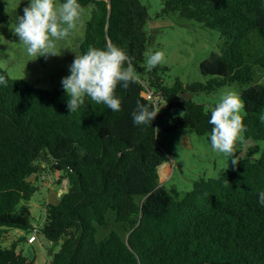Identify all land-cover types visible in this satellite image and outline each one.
I'll return each mask as SVG.
<instances>
[{"label": "trees", "instance_id": "1", "mask_svg": "<svg viewBox=\"0 0 264 264\" xmlns=\"http://www.w3.org/2000/svg\"><path fill=\"white\" fill-rule=\"evenodd\" d=\"M78 3L93 6L82 54L89 46L116 44L132 57L140 82L117 86L119 112L86 97L69 113L66 91L31 87L0 68L6 79L0 84V229L34 230L28 203L38 188L31 177L49 162L68 180V192L46 205L39 230L60 244L49 264H264V206L259 203L264 149L254 158L264 142L259 119L264 85L254 84L256 69L264 71V0H162L158 16L178 14L222 39L220 53L200 65L208 80L187 87L179 79L166 85L167 67H146L150 15L139 0ZM236 83L246 86L240 94L244 140L253 139L256 146L235 166V157H229L217 178L195 183L190 192H167L158 175L159 169L160 176L170 169L161 166L170 159L160 141V122L169 116L166 131L189 129L210 137L211 112L188 94L214 93ZM137 101L150 109L162 102L165 107L152 125L137 126L131 118ZM111 214L128 227L127 238L116 230L100 237ZM2 243L0 237V264H41L16 243Z\"/></svg>", "mask_w": 264, "mask_h": 264}, {"label": "rangeland", "instance_id": "2", "mask_svg": "<svg viewBox=\"0 0 264 264\" xmlns=\"http://www.w3.org/2000/svg\"><path fill=\"white\" fill-rule=\"evenodd\" d=\"M148 10L150 21L146 26L151 42L148 52L163 51L165 59L160 64L167 67L163 79L168 86H172L179 79L184 87L194 83H205L208 78L200 72L201 63L209 58L212 53H220L222 39L219 32L203 28L200 24L180 17L178 14L158 16L162 10V0H139ZM60 2V0H58ZM29 0H0V68L12 79L23 80L31 87L47 91H65L62 79L70 75V65L75 54H82V46L85 39V28L93 12V6H84L82 15L77 21V27L70 35L57 41L56 51L60 55H48L42 57L29 56L26 48L19 42V37L14 34L16 17L23 15V9ZM61 3V2H60ZM254 84L264 85V71L256 69ZM246 88L242 84L225 86L214 93L188 94L197 104H202L206 111L211 110L219 102L225 92H235L239 95ZM149 98L148 93L142 94ZM244 114V109L241 115ZM169 116L160 122V141L165 153L170 157L171 173L165 181L160 182L167 192L172 190L181 193L190 192L195 183L201 180L217 178L227 169L229 157L213 151L209 136H199L189 129L166 131ZM246 144L242 134V140L236 145V156L240 157ZM259 153L254 158H259L264 149V142L258 143ZM39 176L33 179L38 191L28 203L33 219L34 227H42L45 222V207L48 204L57 203L58 198L54 191L61 190L63 185L62 174L54 172L49 162L41 165ZM170 172V169L164 173ZM45 178V179H44ZM54 186L51 188L48 184ZM52 190V191H51ZM55 193V192H54ZM118 231L124 239L127 238L129 229L122 223H117L113 214L109 217L107 228H100V237L108 235L111 231ZM32 232L20 229H0V237L4 247L17 244V249L26 257L33 258L41 255L42 263L46 264L52 259L60 244L50 242L42 232L37 235V241L29 244L27 239ZM39 251L42 254L38 253Z\"/></svg>", "mask_w": 264, "mask_h": 264}, {"label": "clouds", "instance_id": "3", "mask_svg": "<svg viewBox=\"0 0 264 264\" xmlns=\"http://www.w3.org/2000/svg\"><path fill=\"white\" fill-rule=\"evenodd\" d=\"M83 12L78 0H29L23 9V15L16 17L14 34L25 46L29 56L42 57L60 55L56 51L57 41L67 38L77 27V21ZM165 59L163 51L146 53V67L151 70ZM70 75L61 81L69 96V113L76 111L90 98L96 104H104L113 112L122 109L121 98L115 95L118 85L127 89L131 84H138L140 77L132 64V57L116 44H108L101 49L89 46L83 54L76 55L69 68ZM6 79L0 76V84ZM244 103L235 92H225L211 110L210 144L213 151L231 159V164L238 163L236 145L246 132L241 111ZM160 107L149 108L137 101L131 113L134 125H152ZM182 117L184 115L181 114ZM259 119L264 122V114ZM158 133V129H154ZM259 203L264 206V191L259 193Z\"/></svg>", "mask_w": 264, "mask_h": 264}, {"label": "water", "instance_id": "4", "mask_svg": "<svg viewBox=\"0 0 264 264\" xmlns=\"http://www.w3.org/2000/svg\"><path fill=\"white\" fill-rule=\"evenodd\" d=\"M164 105H165V103L162 102V103L160 104V107L163 108ZM161 108H160V109H161ZM174 112H175V109H171V113H174ZM182 113H183V110L180 109V110H179V114H182ZM255 146H256V143H255V141H254L253 139H248V140H246V144H245V146H244V148H243V151H242L240 157H242V156H243V158L246 157L249 148H251V147H255ZM243 158H242V159H243ZM161 166H162V165H161ZM67 192H68V180H67V179H64V181H63V185H62V189L60 190V194H59V196H61L62 194H66ZM127 244H128V241H127Z\"/></svg>", "mask_w": 264, "mask_h": 264}, {"label": "crops", "instance_id": "5", "mask_svg": "<svg viewBox=\"0 0 264 264\" xmlns=\"http://www.w3.org/2000/svg\"><path fill=\"white\" fill-rule=\"evenodd\" d=\"M164 107H165V105H164ZM161 108V107H160ZM169 159H170V157H169ZM170 161V160H169ZM164 165H168L169 166V168H170V172L168 173V175H166L165 177H161L160 176V169L158 170V175H159V182H163V181H165L166 179H168V177H169V175H170V173H171V164H170V162H166V163H164V164H162V166H164ZM35 177H31V179L33 180ZM34 181V180H33ZM52 183L50 182L48 185L51 187V188H53L54 186H52L51 185ZM52 191V190H51ZM55 192V193H54ZM53 192V194H55V195H57V196H59V194H60V190H57V191H54ZM38 253H40V254H42V252L41 251H39ZM41 256V255H40ZM39 255L37 256V253H36V258H37V261L39 262V263H41V264H43L42 263V257H40ZM50 261L51 260H49L48 262H46V264H49L50 263Z\"/></svg>", "mask_w": 264, "mask_h": 264}, {"label": "built area", "instance_id": "6", "mask_svg": "<svg viewBox=\"0 0 264 264\" xmlns=\"http://www.w3.org/2000/svg\"><path fill=\"white\" fill-rule=\"evenodd\" d=\"M150 95V94H149ZM150 97H151V95H150ZM149 97V98H150ZM45 179V178H44ZM39 230H40V227H34V230L32 231V234L29 236V238L27 239V242L29 243V244H33V243H35L36 241H37V235H38V233H39Z\"/></svg>", "mask_w": 264, "mask_h": 264}, {"label": "bare ground", "instance_id": "7", "mask_svg": "<svg viewBox=\"0 0 264 264\" xmlns=\"http://www.w3.org/2000/svg\"><path fill=\"white\" fill-rule=\"evenodd\" d=\"M167 175V173H164L163 175H162V177H165Z\"/></svg>", "mask_w": 264, "mask_h": 264}]
</instances>
